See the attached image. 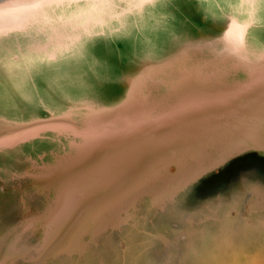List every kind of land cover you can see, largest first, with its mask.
Wrapping results in <instances>:
<instances>
[{
  "label": "water",
  "instance_id": "1",
  "mask_svg": "<svg viewBox=\"0 0 264 264\" xmlns=\"http://www.w3.org/2000/svg\"><path fill=\"white\" fill-rule=\"evenodd\" d=\"M167 1L0 0V101L5 98L9 104L20 96L11 80L20 79L30 67L54 76V87L43 95L35 85L31 89L21 83L37 95L32 111L15 114L0 102V155L34 142L56 145L24 152L22 165H12L7 177L0 174L4 187L21 190L23 205L32 195L44 202L41 208L28 202L17 220L20 233H39L40 240L24 252L4 254L0 264H48L60 256H82L89 242L120 227L134 228L137 232L132 236L142 238L139 243L133 237L127 240L124 264H170V255L182 243L183 264H231V258L224 262L221 256L234 257L237 251L227 252L220 245L204 246L194 258L184 251L194 225L214 216L189 218L191 227L181 234H170L156 224L207 175L243 153L264 155V48L251 44L253 28L261 25L258 0H208L217 11V30L206 28L207 15L198 19L194 36L180 30L179 39L160 55L142 50L133 69L121 76L123 89L116 99L89 89L84 76L64 80L61 75L65 63L81 58L93 39L135 36L145 45L150 29L164 28L166 21L159 11ZM87 74L106 83L95 72ZM90 116L102 121L98 142L115 165L116 188L111 182L107 191L103 181L101 199L102 207L112 204L106 193L112 196L116 191V220L94 231H80L74 240L71 232L80 227L88 207L98 204L94 203L97 190L93 187L92 194L85 193L82 202L73 205L61 185H45L39 175L46 174L45 167L60 165L63 156L85 142ZM67 211L77 212L78 218L71 219ZM55 237L67 239L70 245L74 242L54 247ZM144 242L147 248L141 249ZM261 246L241 249L242 260L250 256V264H264Z\"/></svg>",
  "mask_w": 264,
  "mask_h": 264
},
{
  "label": "rangeland",
  "instance_id": "2",
  "mask_svg": "<svg viewBox=\"0 0 264 264\" xmlns=\"http://www.w3.org/2000/svg\"><path fill=\"white\" fill-rule=\"evenodd\" d=\"M202 12H207L209 16V20L206 23V28L209 29L211 32H215L217 30V26L216 24H214V21L216 19L217 11L215 10L214 4H212V2L208 0H168L159 11V14L162 15V18L164 19V21H166V24L162 29H159L157 26H155V28L150 29L146 37H144V39L149 40L148 43L143 45L141 42L140 44V42L135 36L117 38L112 41H108L101 38L93 39L87 44V46H85L84 51H81V58L72 63H69L68 61L65 63V66L63 65L64 67L62 66V78L64 80H71L73 75H75V77L84 76L83 81L86 85H88L89 89L95 90L98 95L109 98L108 100L116 99L120 96L121 90L123 89V84L119 78L133 69L135 63L141 57L142 52L148 50L153 54L160 55L166 48L171 45L170 43L172 41L175 42L179 39L180 30H184L183 32L188 34L189 36H194L196 34V27L198 26L197 21L201 17L200 15ZM256 15L261 25L257 26V28H253L251 44L255 48H264V0H258L256 5ZM89 68H91V71H88ZM87 72H95L99 74L106 80V83L103 81H96L88 78ZM11 81H13L12 87L19 89L20 96L9 101V104L5 98L3 99V101L0 102L5 106V109L15 114L20 113L22 111L34 110V104L38 102L37 95L31 92L24 85H22V82L27 83L31 89H33L32 86L35 85L38 89L37 92L40 95H43V93L50 92L54 87V76L52 74H48L46 71L43 72L42 70L35 67H30L26 69L24 71V75L20 79L14 78ZM73 83L74 80H72L70 84ZM43 147H46L44 143L34 142L32 144L21 145V147H18L13 150H4L2 152H5L6 155L10 156H20L23 155L24 152L35 151L37 149H42ZM48 147H50V145H48ZM239 159L240 161H237ZM239 159H237L231 165L226 166L224 169L227 170L223 169L224 171L221 170V173H219L220 175H225L232 171L234 173V171L241 169L239 167H242V165H244V168H242L241 170L235 172L234 174L230 173L232 176H234V179L228 177L226 181L221 182L220 184H215L212 181L217 180L216 178L219 175H217L216 173H211L207 175L199 183H197L195 186L191 187L183 195H181L180 199L173 208H171L164 214H161V216H159V221L156 226L168 231L170 234H181L183 233V231H186L188 228H190L186 224L184 218H191L192 216H197L201 213L207 215L208 213L216 214L217 211L220 215V213H225L226 210L229 209V207L233 206L234 203L239 204L253 202V195H251V198H249L246 193L249 189H252L253 187V189H264V155L257 152H250V154H248L246 157L244 156L242 157V159ZM260 162L263 165H261ZM14 167L18 166L15 165ZM45 168L46 169L43 170V173L52 174L53 176L55 175V173H59L62 170V163L60 161V165H58L57 167ZM246 168L247 170H244ZM242 172H244V174ZM46 174L39 175L40 181L42 183L44 182L45 185L48 184L51 179V175L46 176ZM70 175L71 174H69L68 176ZM209 176L211 178H209ZM236 177L237 179H235ZM229 178L231 180H229ZM206 180H209L208 184ZM96 183L98 184L97 180ZM219 186H223L224 189H221ZM208 189L210 190V192ZM215 189H217V193L215 192ZM241 190L243 191V193ZM244 194L246 196H244ZM211 198L215 199L211 200ZM12 199H14L13 196L8 194L5 190L0 189V239L5 235H10V232L7 228V224H11L17 214V209L13 206L14 203H12ZM221 199L223 201L219 202V200L221 201ZM6 201L7 203L9 202L8 204H10V209L7 208V206L4 209V202ZM254 202H256V200ZM219 208L223 209H220V211ZM11 209L12 211L10 213ZM85 221L88 224L83 222V230L94 231L100 225H102V222L100 223V220L98 219H96L95 221L93 220L94 222H90L92 221L91 219L89 220V222L88 220ZM242 224L243 223L239 221L237 225L235 221L232 222L231 220H220L218 222H207L199 228L194 227V232L190 236H188V238L184 241V251L187 252V256L194 258L196 252H200V250L204 246H208L210 248L212 246V248H215L216 246L220 245L221 249H226L227 252H231L232 249L233 251H237L234 252V254H236V256L234 257H231V254H228L229 256L225 255L223 259V256H221L222 261L225 262V260L231 258V264H250L251 258L249 255L251 254V251H245V253H247L249 256L246 260H242L241 255L243 252L240 251L241 249L250 250L252 248H256V246L253 242L249 243V238L245 237V231L242 227ZM255 224L258 225V221H256ZM256 229L257 228L255 227H251L247 230L251 232ZM14 234H17V230L14 231ZM139 236H141V234H137L138 238L133 237L134 241H142V238H140ZM71 241L72 245L74 241ZM247 242L249 243L248 246L247 244H245ZM59 244L60 241H57L54 238L53 246L60 247L62 243L60 245ZM147 244V242H144L139 246L141 247V249H143ZM261 244L263 245L264 241ZM68 245H70L68 242L63 244L64 247ZM182 245L183 243L177 250L173 251V256L170 255L172 258L170 264H183L182 261L184 262L185 259L182 258V256H184L181 252ZM10 247V245L0 244V248L3 249H8ZM74 247H77V245L75 244ZM258 249H263V247L258 246ZM144 250H142L143 254L145 253ZM148 251L149 254L152 253V250L148 249ZM149 254L145 253L144 255L145 257H148ZM159 254L161 255V253ZM95 255L96 254L90 255L85 260L86 262L81 263L94 264L97 260V257ZM99 256L106 258V253H101V255ZM180 257L182 259H180ZM186 264L192 263L188 262Z\"/></svg>",
  "mask_w": 264,
  "mask_h": 264
},
{
  "label": "flooded vegetation",
  "instance_id": "3",
  "mask_svg": "<svg viewBox=\"0 0 264 264\" xmlns=\"http://www.w3.org/2000/svg\"><path fill=\"white\" fill-rule=\"evenodd\" d=\"M207 12H202L201 17H207ZM200 17V18H201ZM121 81V77L119 78ZM106 81V80H105ZM47 143V142H46ZM46 147L50 145V147H56V145L53 143H47ZM250 152L243 153L239 155L238 157L234 158L233 160L229 161L226 165L221 167L220 169L216 170L213 173H217V180L212 181L215 184H220L221 182L226 181L228 177H231L234 179V176H231L230 172L228 174H219L221 170H223L226 166H229L235 162L240 157H244L248 155ZM2 156V157H1ZM23 155L18 156H10L6 155L5 152H3L2 155H0V174L3 177H7L9 175V170L12 167V165H22L21 161ZM13 162V163H11ZM243 164V163H242ZM246 167V166H245ZM239 168H244V165ZM240 169L236 170L239 171ZM234 171V172H236ZM228 175V177H227ZM0 189L5 190L8 194L12 195L14 197V204L13 206L17 209V214L15 216V219L11 222V224H7V228L10 232V235H5L1 237L0 244H6L10 245L11 247L8 249L0 248V257H2L4 254H7L8 252H24L28 250L30 247L35 245L39 240L41 235L39 233H25L22 234L19 231V228L17 227V220L18 215L22 212L23 207L27 206L31 201L32 207L38 206L41 208L44 205L43 198L38 195H32V196H26L24 199L25 205H23L22 200L20 199L21 190L20 189H11L10 187H4L2 183L0 182ZM246 195L250 197V195H253L254 201L256 199V202H246V203H234L233 206L229 207V209L226 210L225 213H220V216L218 213L211 214L208 213V215L214 216L216 219L210 220L208 222H218L220 220H231L232 222L235 221V223L238 225V221L242 222V227L245 231V237L249 238V243H254L255 246H261L264 241V189H249ZM259 195V196H258ZM258 199V200H257ZM29 202V203H28ZM9 203V202H8ZM7 201L4 202V209L7 206V208H11L10 204H8ZM263 203V204H262ZM31 204V203H30ZM262 205V206H261ZM8 209V211H9ZM12 209L10 210L11 213ZM214 213V212H213ZM204 215L207 214H200V215H194L191 218L197 220ZM226 218H225V217ZM186 224L188 227H191V224L189 222V218H184ZM258 221V225L255 224L256 221ZM205 224V223H203ZM203 224H195V228L201 227ZM238 227V226H237ZM241 227V226H239ZM255 227L256 230H253L249 232L247 230L248 228ZM17 230V234H14V231ZM127 230H124L123 227H120L119 229L115 230H108L101 235L97 236L93 242H89L84 254L82 256L73 255L71 257H57L52 263L48 264H82L83 262H86L85 260L93 254H96L97 260L94 264H124L125 261V254H124V248L126 247L127 240L130 239V237H133L132 234H135L137 231L134 228H129ZM124 233L126 235H124ZM254 233V234H253ZM89 238L86 237L85 240H88ZM134 243H139V241H133ZM247 244V246L249 245ZM14 248V249H13ZM12 250V251H11ZM101 253H106V258L99 256ZM113 259V260H108ZM82 262V263H81Z\"/></svg>",
  "mask_w": 264,
  "mask_h": 264
},
{
  "label": "bare ground",
  "instance_id": "4",
  "mask_svg": "<svg viewBox=\"0 0 264 264\" xmlns=\"http://www.w3.org/2000/svg\"><path fill=\"white\" fill-rule=\"evenodd\" d=\"M144 41H145V43L149 42L148 39H144ZM101 122L102 121L97 116L91 117V119L86 121L87 127H86L85 142L82 143L79 147H77L76 151H71L70 153L66 154L65 156H63L61 158L60 161L62 163V170L59 173H55V175H53L52 178L49 181V182H52L54 184L58 183L57 184L58 187L61 185L62 186V191L64 192L63 195L65 197H68L70 199V201L73 202V205H75L77 202L81 201V199L83 198V195L85 193L92 194V188L93 187H94V189L97 190V193H96L95 198H94V203L98 202V204L96 206L90 205L88 207V211H87L86 217L80 223V227L74 229L71 232V234L73 235V238H75L74 240H76L79 232L83 230V228H82L83 222L87 223L85 220H88V222H89V220L91 219L92 221H90V222H94L96 219H98V220H100V223L102 222V224L109 223V222H114L116 220V201H115L116 200V196H117L116 195V191L115 190L113 191L112 196L110 194H108V192H107L111 182L113 183V189L116 188V181H117L116 174H115L116 170H115V165H112L110 163L109 153L103 152V149L101 148L100 143L98 142L101 139V133H102ZM252 157H254V156H252ZM240 158L242 159V157H240ZM237 161H240V159L237 160ZM242 162H243V160H242ZM238 164H237V166H238ZM260 164H261V162H260ZM261 165H263V164H261ZM224 170H227V169H224ZM244 170H247V168L244 169ZM244 172H242V173L244 174ZM219 173H221V172H219ZM69 174H71V175L68 176ZM212 175H215V174H212ZM212 175H211V177H212ZM211 177L209 176V178H211ZM227 177H228V175H227ZM235 179H237V177ZM96 180L98 181L99 185L96 183ZM229 180H231V179L229 178ZM103 181L106 182V188H107L106 195H107V199L109 201V202L108 201L107 202L108 203H112V204L105 205L104 207H102L104 205V202L101 199L104 196L103 188L101 187L102 184H103ZM49 182H48V184H49ZM85 182L89 183L88 186H86V188H80L79 189V187H82ZM206 182L208 184L209 180L208 181L206 180ZM77 183H79V186L77 185ZM204 185H206V184H204ZM207 186H209V185H207ZM201 187H203V186H201ZM210 187H212V186H210ZM220 188L222 189L223 186L220 187ZM216 190L217 189H215V192H216ZM229 190H230V188H229ZM209 192H210V190H209ZM242 193H243V191H242ZM226 194H227V192H226ZM239 194H240V192H239ZM244 196H246V195L244 194ZM194 197H195V195H194ZM196 197H197V194H196ZM250 197H251V195H250ZM214 199L211 198V200H214ZM222 199H223V197H222ZM222 199H221V201L219 200V202H222L223 201ZM208 208H211V207H208ZM220 209L221 208H219V210ZM216 210H218V209H216ZM69 212L70 211H67V215H69L70 218H71V216H73V218H76V219L78 218L77 217V215H78L77 212H75V211H71V213H69ZM216 213H218V211ZM95 215L99 216V217H96ZM56 236L59 237V233H57ZM55 240L58 241V239H56V237H55ZM63 241H60V244L61 243L65 244L66 242H68L67 239L63 240Z\"/></svg>",
  "mask_w": 264,
  "mask_h": 264
}]
</instances>
